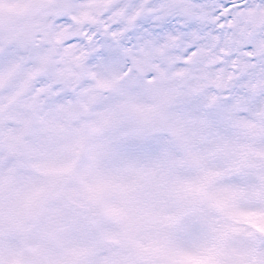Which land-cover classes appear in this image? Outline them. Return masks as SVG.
<instances>
[{"label": "snow or ice", "instance_id": "1", "mask_svg": "<svg viewBox=\"0 0 264 264\" xmlns=\"http://www.w3.org/2000/svg\"><path fill=\"white\" fill-rule=\"evenodd\" d=\"M0 264H264V0H0Z\"/></svg>", "mask_w": 264, "mask_h": 264}]
</instances>
